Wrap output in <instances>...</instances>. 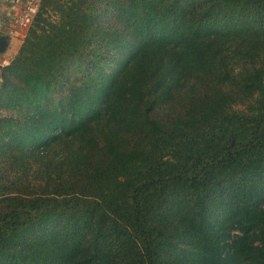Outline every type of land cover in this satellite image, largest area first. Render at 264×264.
<instances>
[{
  "label": "trees",
  "instance_id": "1",
  "mask_svg": "<svg viewBox=\"0 0 264 264\" xmlns=\"http://www.w3.org/2000/svg\"><path fill=\"white\" fill-rule=\"evenodd\" d=\"M27 1L0 264H264V0Z\"/></svg>",
  "mask_w": 264,
  "mask_h": 264
},
{
  "label": "crops",
  "instance_id": "2",
  "mask_svg": "<svg viewBox=\"0 0 264 264\" xmlns=\"http://www.w3.org/2000/svg\"><path fill=\"white\" fill-rule=\"evenodd\" d=\"M31 11L27 0H0V67L17 51L30 19L25 16Z\"/></svg>",
  "mask_w": 264,
  "mask_h": 264
},
{
  "label": "rangeland",
  "instance_id": "3",
  "mask_svg": "<svg viewBox=\"0 0 264 264\" xmlns=\"http://www.w3.org/2000/svg\"><path fill=\"white\" fill-rule=\"evenodd\" d=\"M30 16H31V15L27 14L25 17H26V18H27V17L30 18ZM26 18H25V19H26ZM25 19H24V20H25ZM16 39L19 40L20 37H16ZM17 40H16V41H17Z\"/></svg>",
  "mask_w": 264,
  "mask_h": 264
},
{
  "label": "built area",
  "instance_id": "4",
  "mask_svg": "<svg viewBox=\"0 0 264 264\" xmlns=\"http://www.w3.org/2000/svg\"><path fill=\"white\" fill-rule=\"evenodd\" d=\"M36 7H37V5H36V4H34L32 9H33V10H35V9H36ZM1 24H2V23H1V21H0V26H1Z\"/></svg>",
  "mask_w": 264,
  "mask_h": 264
}]
</instances>
